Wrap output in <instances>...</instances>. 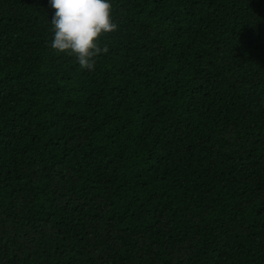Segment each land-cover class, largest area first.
<instances>
[{"label":"trees","instance_id":"1","mask_svg":"<svg viewBox=\"0 0 264 264\" xmlns=\"http://www.w3.org/2000/svg\"><path fill=\"white\" fill-rule=\"evenodd\" d=\"M110 3L88 71L0 0V264H264V0Z\"/></svg>","mask_w":264,"mask_h":264},{"label":"clouds","instance_id":"2","mask_svg":"<svg viewBox=\"0 0 264 264\" xmlns=\"http://www.w3.org/2000/svg\"><path fill=\"white\" fill-rule=\"evenodd\" d=\"M47 4L52 10L50 49L93 71L99 56L109 51L101 47V38L117 28L110 0H47Z\"/></svg>","mask_w":264,"mask_h":264}]
</instances>
